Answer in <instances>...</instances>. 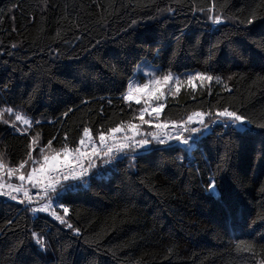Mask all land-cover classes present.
Segmentation results:
<instances>
[{
  "label": "trees",
  "instance_id": "trees-1",
  "mask_svg": "<svg viewBox=\"0 0 264 264\" xmlns=\"http://www.w3.org/2000/svg\"><path fill=\"white\" fill-rule=\"evenodd\" d=\"M252 11L253 23H242ZM215 14L224 22L213 24ZM144 64L213 77L207 88L170 97L165 120L222 106L257 118L264 0H0V108L40 122L22 134L0 118L6 163L17 166L36 133L43 146L74 149L85 127L98 139L134 123L137 106L122 97ZM186 147L98 160L90 188L68 194L79 235L0 197V264H264V129L245 136L214 125ZM51 210L63 215L55 203Z\"/></svg>",
  "mask_w": 264,
  "mask_h": 264
},
{
  "label": "snow or ice",
  "instance_id": "snow-or-ice-1",
  "mask_svg": "<svg viewBox=\"0 0 264 264\" xmlns=\"http://www.w3.org/2000/svg\"><path fill=\"white\" fill-rule=\"evenodd\" d=\"M215 7L208 8L207 11L212 13V9ZM169 12L174 11V9L169 8ZM201 12L205 11L204 8L200 9ZM256 18L255 11L249 13V17L246 18L247 24H252ZM209 19L213 24L219 25L224 22L220 14L209 15ZM226 19V18H225ZM135 24V21H132ZM15 47V45H13ZM213 79L210 75L197 73L195 75L187 76V83L195 89L196 84L194 81H204L207 80L211 82ZM173 80L171 74L164 75L160 79H155L150 83H144L142 86L137 85L133 88L131 85L127 87V94L122 98L126 101H134L135 104H141L142 99L145 103H148L153 98L160 100L163 96V88L168 85L169 82ZM177 83L175 90L178 92L180 90L179 78H176ZM155 85L153 87L152 85ZM229 91H231L229 89ZM163 103H158L155 107L150 109V113H154L159 116ZM4 112H7L15 117V121L12 122L11 126L16 127L15 122H20L25 126L31 127L33 123L39 124V121H32L26 115H21L19 112L13 110V108L8 107L3 111H0V118L3 117ZM145 112H149L148 108H142L139 115V120L143 124H151L150 121L144 119ZM67 116L68 113L63 114ZM205 117H208V123L205 121ZM256 119L264 121V112H261L257 118L246 116L242 113H238L237 110L232 109L228 106H222L216 111H196L192 112L187 116L186 119L181 122H172L171 125L167 123H156L154 127L157 130H161L159 134H152V139H155L158 144H165L169 141L175 140L176 145L169 144V148H177L180 145L187 146L186 150H191L193 146L198 142L200 137L205 131H210V124L223 127L225 129H231L233 132L245 136H250L254 133L255 127L264 129V123H256ZM8 124V120L3 121ZM195 124V127L191 125ZM171 127L174 131L169 133L163 131ZM108 135L104 132L99 133V147L96 142L92 140L90 135V129L85 127L83 129V135L78 141V145L74 149H69L65 143V146L57 151L52 149V140H48L47 145L39 148L38 156L42 157V162L40 159L33 157V152L36 151V145L39 141V133H36L31 137V141L25 152V158L19 161L15 168H8L4 162L3 153H0V197H7L11 201H17L20 204H25L26 209L32 213H49L59 224L64 225L67 229L72 230L75 234L79 235L80 229L75 227L71 222H69L68 213L69 207L66 203H70L69 193L77 191L81 186L89 187V181L94 179L96 175H99V169L94 174H91V170L97 168L96 161L99 160L105 165H111L118 158H123L124 156L131 155L135 158L136 149H146L151 143V140L144 135L140 139H136L137 136H141L139 131V126L137 124H128L127 128L123 124H119L115 127H111L107 130ZM131 132V135H127ZM124 134L123 139H118L117 134ZM185 133L188 135L185 136ZM88 141L87 147L86 139ZM67 141V135L65 134V142ZM48 150L51 154H45V150ZM131 150V151H129ZM184 150V149H182ZM184 160V156L180 157L181 163ZM85 161L87 163L85 164ZM26 165H30V170L26 169ZM220 165L217 166L219 170ZM7 168V174L9 177L13 173H19L16 177L19 184L9 183L5 185L3 182V172ZM27 172V175H25ZM25 181L30 184L33 188H41L43 185V198L45 202L38 206L32 207L33 196L30 195L29 190L25 187ZM216 180L214 176H209L208 179V190L215 194ZM264 192V188H261ZM23 195V199H19L20 195ZM37 198H40V192L36 193ZM63 210V215H61L56 210L53 209V204ZM11 223V221H9ZM33 239L36 241L37 245L40 247L41 251H45V240L43 237H39L36 232L31 233ZM243 243V242H241ZM251 245L246 247L244 250H250Z\"/></svg>",
  "mask_w": 264,
  "mask_h": 264
},
{
  "label": "rangeland",
  "instance_id": "rangeland-1",
  "mask_svg": "<svg viewBox=\"0 0 264 264\" xmlns=\"http://www.w3.org/2000/svg\"><path fill=\"white\" fill-rule=\"evenodd\" d=\"M143 75L144 76V81H142L139 77V75ZM172 76H173V80L171 82H169L168 85H165L164 88H163V96L160 98V100H156L155 98H153L151 101H149L148 103H145V100L142 99L141 101V104L137 105V116H136V120L134 123H131V124H137L139 126V131L141 133V136H137L136 139H140L142 138L144 135H147V137L151 140V143L146 146V149H136V150H142V151H146V150H149L155 146H160V145H169V144H176L177 142L175 140H172V141H169L168 143H165V144H158L157 141L155 139H152V134H159L161 130H157L154 125L156 123H167L169 125H171L172 122L174 121H169V120H165L161 117V114H162V110L159 114V116H157L156 114L154 113H150V109L152 107H155L158 103H163L164 106L166 104V102L168 101V99H170V97L172 98V96H174L175 94H178L180 91L184 90V89H190V90H197V89H204V88H207L211 83L207 80H204V81H199V80H196L194 81V83L196 84V87L195 89L192 88L191 85H189L187 83V76L188 75H195L197 73H194V74H188V75H185L183 77H180L178 74H175V73H170ZM164 75H167V74H163L161 73L157 68H154L150 65H142L139 70H138V76L137 78L130 84L133 88H135L137 85H143L144 83H150L152 81H154L155 79H160L162 78ZM179 78V84H180V90L177 92L175 90V87H176V83H177V80L176 78ZM153 87H155V85L153 84L152 85ZM130 103H133L135 104L134 101H129ZM6 107H3V108H0V111H3ZM142 108H148L149 109V112H145V115H144V119L145 120H148L151 122V124H143L140 120H139V115H140V111ZM18 112V111H17ZM21 115H24L22 114L21 112H19ZM5 116V118L3 119L4 120H8L9 123L8 125L14 129L15 131L19 132V133H22V134H26V133H29L30 130L32 129V125L31 127L29 126H25L23 125L22 123L20 122H15L16 123V127L13 128L11 126L12 122L15 121V117L12 116L11 114L7 113V112H4L3 114ZM188 115L184 116L183 118H181L180 120H177L175 122H181L182 120L186 119ZM205 121L206 123H208V118L205 117ZM196 125L193 124L191 125V127H195ZM210 128L214 125H209ZM125 128H127V126H125ZM163 131H167L169 133H172L174 130L169 127L168 129L166 130H163ZM207 131H205L204 133H206ZM203 133V134H204ZM123 135L124 134H117V138L118 139H123ZM127 135H131V132H128ZM188 134L185 133V136H187ZM42 143L39 139L38 141V144L35 146L36 147V151L33 152V157L35 158H38L41 160L42 162V157H39L38 156V152H39V148L42 147ZM52 149H54L52 147ZM57 151H59L58 149H55ZM3 151H1L0 149V153H2ZM4 154V153H3ZM45 154H51L47 149L45 150ZM3 158H4V162L6 163L7 162V159L4 157L3 155ZM6 165L8 166V168H15L16 166H12L8 163H6ZM26 169H29L30 170V165H26ZM19 175V173H13V175L11 177L8 176L7 174V168L4 170L3 172V175H2V178H3V182L5 183V185L9 184V183H12V184H19L20 182L18 181V179L16 178L17 176ZM25 175H27V172H25ZM25 187L26 188H29V191H32L36 188H33L30 184L27 183V181H25ZM42 198H37L35 197V201H41ZM42 205V204H41Z\"/></svg>",
  "mask_w": 264,
  "mask_h": 264
},
{
  "label": "water",
  "instance_id": "water-1",
  "mask_svg": "<svg viewBox=\"0 0 264 264\" xmlns=\"http://www.w3.org/2000/svg\"><path fill=\"white\" fill-rule=\"evenodd\" d=\"M184 146V145H183Z\"/></svg>",
  "mask_w": 264,
  "mask_h": 264
}]
</instances>
